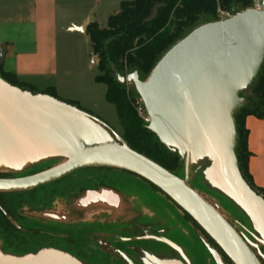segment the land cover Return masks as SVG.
I'll return each mask as SVG.
<instances>
[{"label":"water","instance_id":"water-1","mask_svg":"<svg viewBox=\"0 0 264 264\" xmlns=\"http://www.w3.org/2000/svg\"><path fill=\"white\" fill-rule=\"evenodd\" d=\"M263 9H246L202 24L172 45L141 81L133 82L148 115V129L180 156L210 157L212 178L259 228L264 247V199L242 178L234 154L232 114L264 59ZM84 31L86 24L75 28ZM2 52L0 53L1 62ZM94 63V58H92ZM50 157L60 165L17 177H0V191L31 190L90 167L134 173L186 212L232 264H261L245 238L205 198L156 162L132 150L96 116L43 94H31L0 78V165L22 166ZM126 259V258H125ZM0 264H80L68 254L44 250ZM132 264V263H131Z\"/></svg>","mask_w":264,"mask_h":264},{"label":"trees","instance_id":"trees-1","mask_svg":"<svg viewBox=\"0 0 264 264\" xmlns=\"http://www.w3.org/2000/svg\"><path fill=\"white\" fill-rule=\"evenodd\" d=\"M219 5L224 10L238 13L248 9L251 3L250 0H219ZM216 9L215 0L121 1L119 11L108 16L105 27L101 28L95 21H90L85 30L89 35L92 54L96 58L97 73L94 80L105 85L104 98L115 108L121 127L119 135L132 150L156 162L178 178H183L181 174L183 169L182 157L178 152H173L163 145L156 135L148 129V122L138 114L131 102L135 93L127 92L126 84L122 83V79L128 74L136 72L139 79L144 81L158 60L172 45L194 28L217 21ZM0 78L22 91L47 95L86 111L74 101H65L57 97L53 86L38 91L35 87L18 81L15 73L3 71L1 65ZM248 90L251 95L242 96L243 93H241L239 96L244 98L245 103L232 114L236 133L234 154L242 178L253 191L264 199V189H256L248 173L250 152L247 147L248 130L245 127L247 116L252 115L257 118L264 116V59ZM48 168L50 166L26 175L41 172ZM109 169L140 177L117 168L90 167L84 168L83 171H86L91 183H81L83 177L86 176L71 174L31 190L0 191V254L21 257L37 254L44 250H54L68 254L84 264L81 250L84 246V240L90 236V232L86 231L83 224L73 221L65 223L50 221L45 217H39L36 213L52 210L54 205L59 202H64L68 211L72 213L71 204L84 191L110 187L97 177V173H103ZM0 177L16 176L9 172L0 171ZM142 179L160 191L152 183ZM187 184L208 201L190 183ZM160 192L164 194L162 191ZM166 197L174 203L168 196ZM178 208L180 209V207ZM181 211L205 235L223 258L232 264L198 224L186 212L182 209ZM226 220L228 221V219ZM228 222L232 225L230 221ZM90 225L94 228L97 223H90ZM234 228L237 230L236 227ZM138 245L144 250H151L147 245ZM118 247L120 246L118 245ZM94 249L98 250L99 248ZM108 261L111 263V259ZM260 262L263 264L261 260ZM123 264L126 263L123 262Z\"/></svg>","mask_w":264,"mask_h":264},{"label":"rangeland","instance_id":"rangeland-1","mask_svg":"<svg viewBox=\"0 0 264 264\" xmlns=\"http://www.w3.org/2000/svg\"><path fill=\"white\" fill-rule=\"evenodd\" d=\"M121 1L131 0H59V7L64 11L66 21L75 18L79 22L83 17H87L89 22L95 21L99 27L103 28L106 26L108 16L119 11ZM230 13L233 12L230 11ZM56 37L55 74L46 78L34 77L29 80L21 79V81L35 87L38 91L44 90L48 86L55 87L57 97L65 101H74L79 107L98 117L120 134L121 127L115 108L104 98L105 85L94 80L97 73L96 58L90 48L89 35L80 31L68 32L62 26ZM92 58H94V63H92ZM125 84L127 92L135 93L131 99L134 108L144 120L147 119L146 109L133 82H125ZM250 95L251 92L247 89L242 96ZM181 157L183 162L182 177L187 176V183L204 195L219 213L237 228L264 264V247L261 246L263 238L260 230L245 211L213 180L211 171L215 161L210 157H203L197 161L190 158L185 165L184 154ZM66 160L67 158L63 157H50L30 161L14 168H9L12 167L9 165H0V171L9 172L17 177L46 166L60 165ZM73 174L86 176L83 177L81 183H91L83 169ZM97 177L120 193L126 207L135 213L134 217L136 218L131 219L125 213L127 221H124V217H122L124 222L117 220L114 223L116 225H94L93 228L87 221L104 219L108 216L105 212H100V210L97 214V209L81 211L77 207H72L73 204H71V213L64 202L56 203L52 210L36 213L39 217H45L50 221L60 223L73 221L83 224L86 231L90 232V236L84 240L81 250L84 264H123V262L135 264V261L140 264H163L159 254H167L168 247L175 250V254L179 256L183 264H229L205 235L184 216L181 209L142 178L115 169L97 173ZM99 227L100 229H98ZM111 229L116 230L113 231L117 236L114 238L117 241L114 242L113 249L115 245H119L120 247H116L118 251H112L107 243V247H103V238L108 237L103 233H108ZM105 241L109 242L106 239ZM157 241L164 242L165 246H161ZM138 244L147 245L152 250L151 253H144ZM101 246L104 248L103 250L94 249ZM142 253L145 255L142 256ZM109 259H111V263H109ZM76 261L80 263L79 260L76 259Z\"/></svg>","mask_w":264,"mask_h":264},{"label":"crops","instance_id":"crops-1","mask_svg":"<svg viewBox=\"0 0 264 264\" xmlns=\"http://www.w3.org/2000/svg\"><path fill=\"white\" fill-rule=\"evenodd\" d=\"M59 5V0H0V65L3 71L15 73L18 81L55 74L58 31L64 26L65 31L76 32V27L87 26L89 22L87 17L79 22L75 18L66 21ZM245 127L250 152L248 173L254 187L264 189V116H247ZM72 204L81 211L105 212L106 218L96 219L105 224L127 221L126 214L131 219L136 218L112 187L86 190ZM162 257L163 264H183L175 252Z\"/></svg>","mask_w":264,"mask_h":264},{"label":"flooded vegetation","instance_id":"flooded-vegetation-1","mask_svg":"<svg viewBox=\"0 0 264 264\" xmlns=\"http://www.w3.org/2000/svg\"><path fill=\"white\" fill-rule=\"evenodd\" d=\"M86 222V221H85ZM87 223H97V225H105V223H102V222H99L98 220H96V221H91V222H88L87 221ZM115 222H112V223H108V224H114ZM114 225H116V224H114ZM98 229H100V227L98 228ZM115 229H111V231L109 232L108 231V233L107 232H105V233H103V234H106L105 236H108L107 238H103L104 239V244H103V247L104 248H106L107 246H106V243L109 245V248L112 250V251H118L117 249L118 248H116V247H118L117 245H115V248L113 249V247H114V242H116L117 240H115L114 238L115 237H117L116 236V234L115 233H113V231H114ZM116 231V230H115ZM105 239L106 240H109V242L108 241H105ZM158 243H160V245L162 246H165V244H164V242H160V241H157ZM102 246L99 248L100 250H103L104 248H103ZM142 249V248H141ZM168 249V252L167 253H173V251L175 252V250L173 249V248H171V247H168L167 248ZM144 249H142V251H143ZM151 251L152 250H150V251H147V250H144V253H146V252H148V253H151ZM127 252V251H126ZM144 253H142V256H144L145 254ZM118 255V254H117ZM162 256H164V254H159V257L161 258ZM163 258V257H162ZM141 261H142V259H141ZM135 264H140L138 261H135Z\"/></svg>","mask_w":264,"mask_h":264},{"label":"built area","instance_id":"built-area-1","mask_svg":"<svg viewBox=\"0 0 264 264\" xmlns=\"http://www.w3.org/2000/svg\"><path fill=\"white\" fill-rule=\"evenodd\" d=\"M217 4V9H216V16L218 20H223L226 18H229L233 15V13H230L228 10H224L222 7L219 5V0H215ZM250 9L254 10H262L263 9V3L262 0H250ZM145 121H148V118L145 119Z\"/></svg>","mask_w":264,"mask_h":264},{"label":"bare ground","instance_id":"bare-ground-1","mask_svg":"<svg viewBox=\"0 0 264 264\" xmlns=\"http://www.w3.org/2000/svg\"><path fill=\"white\" fill-rule=\"evenodd\" d=\"M0 262H1V254H0Z\"/></svg>","mask_w":264,"mask_h":264}]
</instances>
